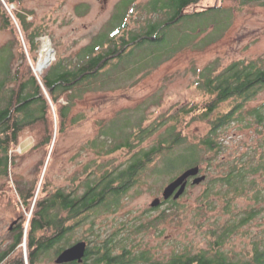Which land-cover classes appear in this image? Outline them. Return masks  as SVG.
<instances>
[{
    "label": "trees",
    "instance_id": "obj_1",
    "mask_svg": "<svg viewBox=\"0 0 264 264\" xmlns=\"http://www.w3.org/2000/svg\"><path fill=\"white\" fill-rule=\"evenodd\" d=\"M123 1V10H127L130 0ZM200 1L150 0L145 10L155 17H147V23L137 30L128 28L129 12H122L119 17L116 16L121 19L120 26L115 25L117 18L114 17L115 23L109 31L80 48L73 58L65 62H51L37 74L34 70L40 50L37 37L42 36L43 32L31 29L32 19L29 20L27 14L16 8L19 0H0V29L9 30L13 36L0 48V55L6 56L0 77V177L5 179L3 185L11 187L8 182L11 164L22 155V151H13L20 144V136L29 132L33 137L32 147L43 146L46 151L52 147L51 155L57 137L68 126L84 118L83 112L70 116L71 107L76 99L84 96L86 89L105 81L101 76L105 73L106 65L112 64L115 57L133 55L134 49L141 47L139 45L144 41H148V51L138 62L148 59L150 68H153L169 59L180 49L176 39L178 33L170 34L169 25L183 20L189 23L186 25L189 28L192 23L200 24L205 17L217 13L207 10L187 12ZM4 3L14 5L11 14ZM217 19L211 22H217ZM206 22L199 29L206 26ZM196 29L198 27H194L193 31ZM14 44L18 49L17 58L12 51ZM46 49L47 42L43 45L41 58ZM127 65L123 66L124 70ZM196 85L208 96L207 100L201 105H185L176 109L169 118L172 123L165 133L148 149L133 152L145 135H150L157 128L154 124L148 125V129L142 128L143 117L134 120L126 129H113L114 119L101 126L96 138L90 142L91 146L104 149V154L121 148L133 152L125 166L120 167V163L118 167H111L107 163L85 166L87 177L82 180L74 176V186L70 190L58 188L50 191L46 176L50 161L45 156L30 186L16 182V201L21 202L25 212L30 215L27 217V214H23L16 229V242L19 245L26 242L28 253L25 258L20 250L14 264H36L52 248L53 241L61 243L57 252L64 248L68 240L67 232L72 229V225H67L68 221L75 220L73 225H76L80 222L78 218L86 211L100 207L107 209L110 204H106L110 201L117 203L121 195L140 183V176L147 166L150 177L170 175L190 165H199L200 173L205 175V179L199 183L204 185V194L196 201V206L181 203L180 198L162 200L158 207L148 210V218L130 224L126 235L116 241L114 234L119 229L106 238H99L98 233L92 232L96 242L92 246L87 245L82 264H264V239L252 240L247 252L230 253L223 250L232 235L264 210V153L250 147L235 157L221 154L227 150L226 130L230 126L241 124L242 128L254 129L257 134L264 128V101L251 105L264 90V58L234 60L221 69H218L217 62H213L199 71ZM225 102H229L227 109L219 111V106ZM194 118L207 122L208 129L198 142L187 144L185 127ZM107 126L111 131L104 129ZM203 151L216 157L204 158ZM245 197L249 201L248 206L239 212L234 211L232 201ZM218 203H222L220 210L228 215V219L223 223L215 220L208 227L211 240L207 249L193 251L190 245H185L181 252L173 253L169 260L163 261L156 257L154 247L149 242L147 244L137 239L141 233H148V240L154 233L162 234L166 224L180 226L187 212H192L193 222L203 218L202 224L207 221L204 210H215ZM162 205L166 206L161 208ZM92 226L93 222L90 223V231H93ZM132 234L135 235L134 239L131 238ZM10 249L6 254L10 253ZM4 256L0 258V263ZM2 264L11 263L8 260Z\"/></svg>",
    "mask_w": 264,
    "mask_h": 264
},
{
    "label": "rangeland",
    "instance_id": "obj_2",
    "mask_svg": "<svg viewBox=\"0 0 264 264\" xmlns=\"http://www.w3.org/2000/svg\"><path fill=\"white\" fill-rule=\"evenodd\" d=\"M19 1L16 8L27 14L29 20L32 19L31 29H39L43 32L42 36L37 37L40 42L37 62L41 58L43 45L47 42L45 53L50 51L53 55L49 64L65 62L73 58L80 48L108 32L113 23L116 22L115 25L120 26L121 19L116 16L119 17L122 14L125 6V2L121 0ZM262 1L201 0L187 12L207 10L206 12L217 13L205 17L206 19L200 21V24L192 23L189 28L186 27L189 23L183 20L169 25L170 34L178 33L176 39L180 49L156 67L150 68L151 63L148 59L138 62L148 51V41L142 42L139 45L141 47H136L133 55L125 54L120 58L115 57L112 64L104 68L105 73L101 77L105 81L101 84L96 83L91 89H86L83 92L84 96L75 100L70 116L83 112L84 118L68 126L57 137L51 155L49 153L52 147L48 151L43 146L32 147L33 137L29 132L20 136V144L13 151L17 153L22 151V155L11 164V173L8 178L11 187L3 185L5 179L0 177V244L3 238L5 243H8L10 235L8 228L13 220L18 218L20 221L23 214H27V217L30 215L25 212L22 203L16 201V182L30 186L37 177V167L45 156V159L50 161L49 172L46 175L50 182L48 187L50 191L58 188L70 190L74 186L72 182L74 176L82 180L87 177L88 171L85 170V166L95 167V164L107 163L111 167H118L120 163L122 164L120 167H123L135 150L148 149L165 133L167 126L172 123L169 118L176 109L185 105H201L207 100L208 96L196 85L198 73L205 66L217 62L218 69H221L234 60L264 58V4ZM149 2L150 0L129 1L127 12L134 18L129 19L127 15L129 29L141 28L147 23L146 18L152 17L151 12L145 10ZM135 3L138 4L137 7ZM8 8L11 12L14 5H9ZM114 17L117 18L115 22H113ZM214 19H217V22L212 23ZM205 21L207 25L199 29L200 25H205ZM194 27L198 29L193 31ZM12 39L13 36L9 30L0 29V48ZM12 51L17 58L18 49L15 44ZM5 62V54L0 55V77ZM126 65L127 69L124 70L123 66ZM34 70L37 74L43 71L37 72L36 66ZM262 101H264V90L251 102V105ZM228 105L229 102L221 104L219 111H224ZM139 117H143L140 124L142 128L148 129L150 124L157 125V128L150 135L146 134L142 143L133 152H127L125 148H121L113 153L104 154V149L91 146L90 142L96 138L101 126L107 125L110 120L114 119L113 129H126ZM104 129L107 132L111 131L108 126ZM207 129L208 123L204 120L199 118L189 120L185 127L187 144L198 142ZM226 134L227 150L221 154L235 157L250 147H256L258 152L264 153V128L260 134H257L254 129L250 130L242 128L241 124H234L226 130ZM202 154L204 158L213 156L207 151H203ZM183 169L170 175L148 177L147 166L140 176V183L121 195L117 203L110 201L111 203L106 204H110L107 209L100 207L86 211L78 218L80 222L76 225H73L75 220L68 221L67 225H72V229L67 232L68 240L66 239L64 246L79 240H85L88 246H92L96 242L92 232L98 233L99 238H106L119 229L114 234L115 241L124 237L130 224L148 218V210L152 208L150 202L156 196H161L164 186ZM203 190L202 184H189L180 197V202L196 206V201L204 194ZM81 191L80 188L79 192ZM213 199L217 201L215 197ZM248 204L246 197L232 201L236 212ZM221 205L222 203H218L215 210L205 209L204 217L207 221L202 224L203 218L193 222L192 212H187V217L180 226L166 224L162 234L154 233L148 240V233H141L137 239H142L147 244L149 242V245L154 247L156 257L163 261L169 260L173 253L181 252L185 245H190L193 251L207 249L211 240V236L207 233L208 227L215 220L223 223L228 219V215L220 210ZM165 206L162 205L161 208ZM189 210L192 211L191 207ZM91 222H93V231L89 230ZM131 238L134 239L135 235L132 234ZM254 239H264V210L240 228L239 232L232 235L223 250L230 253L247 252ZM59 245L61 243H56L47 250L36 264H55L56 249ZM20 250L26 258L28 253L26 242L19 245L8 260L14 257L15 262Z\"/></svg>",
    "mask_w": 264,
    "mask_h": 264
},
{
    "label": "water",
    "instance_id": "obj_3",
    "mask_svg": "<svg viewBox=\"0 0 264 264\" xmlns=\"http://www.w3.org/2000/svg\"><path fill=\"white\" fill-rule=\"evenodd\" d=\"M4 5L7 11L10 13L5 3ZM204 179H205V175L200 173L199 165H190L184 168L179 174H177L171 181H169V183H167L164 186L161 192V196H156L150 202V207L152 208L158 207L161 204L162 200H168V199L176 200L180 198L189 184L198 185ZM86 249H87V242L85 240H79L71 244L70 246L64 248L63 250H61L55 257L54 263L65 264L73 261H77L80 263L83 261L85 257Z\"/></svg>",
    "mask_w": 264,
    "mask_h": 264
},
{
    "label": "flooded vegetation",
    "instance_id": "obj_4",
    "mask_svg": "<svg viewBox=\"0 0 264 264\" xmlns=\"http://www.w3.org/2000/svg\"><path fill=\"white\" fill-rule=\"evenodd\" d=\"M121 1H123V0H121ZM118 3H119V1H118ZM123 12H127V10H123ZM18 223H19V219L17 218L16 220H13L11 222V224L9 225L8 234H10V235H9V238H8V243H5L4 238L2 239V243L0 244V258L2 256H4V255L5 256L3 257V260L1 261L0 264L8 261V258L11 257V255H13V253H15V251L17 250V248L19 246V243L16 242V236H17L16 229H17ZM0 242H1V240H0ZM55 245H56V242L53 241L52 242V247L55 246ZM70 245H68V246H70ZM68 246H65L64 248H66ZM9 248H11L10 249V253L6 254V252H7V250ZM64 248H62L61 250H63ZM61 250H59L58 252L56 250V256ZM9 260H10L11 264H14V257L9 259ZM82 262L79 263L77 261H73V262H69V263H65V264H82Z\"/></svg>",
    "mask_w": 264,
    "mask_h": 264
},
{
    "label": "bare ground",
    "instance_id": "obj_5",
    "mask_svg": "<svg viewBox=\"0 0 264 264\" xmlns=\"http://www.w3.org/2000/svg\"><path fill=\"white\" fill-rule=\"evenodd\" d=\"M52 52L48 51L46 52L43 57L38 60L37 64H36V71L37 72H40L42 71L46 66L47 64H49V61L52 59Z\"/></svg>",
    "mask_w": 264,
    "mask_h": 264
},
{
    "label": "built area",
    "instance_id": "obj_6",
    "mask_svg": "<svg viewBox=\"0 0 264 264\" xmlns=\"http://www.w3.org/2000/svg\"><path fill=\"white\" fill-rule=\"evenodd\" d=\"M7 8H8V6H7ZM8 10H9V8H8ZM10 11V10H9Z\"/></svg>",
    "mask_w": 264,
    "mask_h": 264
}]
</instances>
